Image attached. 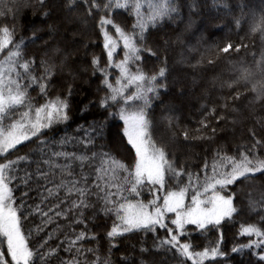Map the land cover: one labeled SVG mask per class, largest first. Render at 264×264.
<instances>
[{
	"label": "trees",
	"instance_id": "trees-1",
	"mask_svg": "<svg viewBox=\"0 0 264 264\" xmlns=\"http://www.w3.org/2000/svg\"><path fill=\"white\" fill-rule=\"evenodd\" d=\"M43 2L46 7L41 6L40 0H0V34L4 27L13 32V43L0 53V64L5 63L8 51L12 49L19 53L16 58L18 64L33 62L29 70L41 62L47 65L52 75L45 83L51 86L43 94L38 86L33 85L28 89L33 105L40 106L57 96L67 98L72 118L67 124L57 125L59 131H50L48 135L59 139L65 128L71 135H80L75 125L81 120L90 119V116L82 117L79 114L81 105L89 98L99 101L108 94L102 79L99 85L101 90L96 91L95 83L101 73L92 63L94 59H99L101 68L108 67L107 50L103 48L99 27L100 18L105 12L97 11L95 7L89 12L88 7L89 4L106 5L110 0H88L87 4L83 0ZM153 2L159 3L160 0ZM142 3V12H146L147 4L144 0ZM181 6L182 12L177 20L149 30L152 35L147 47L151 52L143 51V59L133 65L132 70L135 72L139 67L149 76L158 74L161 68L166 70L167 91L161 90L160 98L152 105V140L167 150L170 159L178 167L202 176L205 160L209 164L213 163L218 151L222 156L235 155L244 152L256 141L264 143V99L258 97L250 86L246 87L244 79H241L246 73L249 80H256L264 86V70L261 69L264 66V35L259 30V19L264 15V0H183ZM45 14L51 17L50 23L54 24L55 31L40 25V18ZM107 15L126 32H131L133 12L113 8ZM108 30L114 38H118L111 26ZM229 43L233 47L224 52L223 48ZM123 52L121 42L114 62L123 59ZM16 70L24 72L22 67ZM109 72V80L115 83L118 70L109 68ZM44 74V67L33 72V75L40 77ZM57 79L64 87L52 85ZM69 86L73 91L77 88L82 91L79 95L69 96ZM201 120H205L207 127L200 123ZM213 127L217 129L215 134L211 132ZM185 132L188 133L187 138ZM121 141L117 146L105 141L104 151L127 165L134 156V149L127 145L122 134ZM34 142L35 138L21 145L10 157H33ZM94 147L84 149L82 145H77L75 149L69 146L67 150L83 149L87 157ZM257 152L264 153V149L258 148ZM3 162V158H0V163ZM92 165L89 166V161L85 160V173L89 174L90 180L93 176L101 177L100 182L103 183L105 173L101 168H107L108 162L97 157ZM26 166L29 172H35L34 164L28 166L27 162L20 161V175H23ZM51 179L57 183L63 179L67 183L72 178L66 174L62 176L57 170ZM180 179L187 183L186 176ZM176 183L172 181L166 187L173 188ZM45 184L43 178H33L29 185L17 188L15 195L20 197L22 191L30 186L31 199L27 202L38 204L37 191L43 192L42 186ZM47 187H53V184H47ZM225 194H234L233 204L237 211L231 220L224 221L220 231L205 232L191 241L193 249L202 251L204 247H210L222 233L221 248L228 256L206 261L205 264H249V260L254 259L249 253L234 255L230 250L233 246L249 241V237L241 235L242 226L256 224L264 227V221L259 216V205L264 198V173H256L250 180L241 178L235 185L229 186ZM58 195L64 198L61 208L76 199L75 191L68 195L61 189ZM90 199L95 203V208L84 209L83 224L73 222L81 219L75 215L79 209H73L67 218L54 217L53 223L44 226L43 231H37L39 218H35L34 223V216L24 221L31 225L33 233L30 247L35 240L42 241L49 234L52 236L40 249L44 256L39 264H59L60 259H75L77 264H93L97 257L101 264L105 260H110L111 264H177L179 257L175 250L155 247L151 234L129 232L110 241L107 233L117 223L116 217L104 215L101 211L103 202L97 201L96 196ZM56 202L57 197L50 196L45 204ZM80 231H86L88 235L84 240L76 241L72 252L64 251L68 241L75 240ZM90 248L95 252H89ZM77 249H80L79 253ZM185 264L192 262L186 260Z\"/></svg>",
	"mask_w": 264,
	"mask_h": 264
},
{
	"label": "snow or ice",
	"instance_id": "snow-or-ice-1",
	"mask_svg": "<svg viewBox=\"0 0 264 264\" xmlns=\"http://www.w3.org/2000/svg\"><path fill=\"white\" fill-rule=\"evenodd\" d=\"M40 3L42 7H46L43 0ZM83 3L87 4L88 0H83ZM144 3L147 4L146 12H142V0H124L123 3L121 0H110L106 5L89 4V12L92 7L105 12L100 18L99 27L103 36V48L107 50L108 67L101 68L99 59H94L92 63L101 73L95 83L96 91L101 90L99 85L102 79L108 94L99 101L89 98L81 105L79 114L82 117L90 116V119L81 120L75 125V130L80 135L69 134L67 128L62 131L59 139L48 135L50 131H59L56 126L67 124L72 118L67 98L57 96L40 106L33 105L28 89L35 85L43 94L51 86L45 83L52 75L47 65L41 62L29 70L33 62L18 64L16 58L19 53L12 49H9L5 63L0 64V158L5 161L0 163V264H39L44 256L40 249L44 248L52 236L49 234L42 241L35 240L30 247L33 233L31 225L24 221L29 216H34L33 223L35 218H39L37 231H43L44 226L53 223L54 217L67 218L69 212L79 209L75 215L81 219L73 222L83 224L84 209L95 208V203L90 199L92 196L103 202L101 211L105 216L116 217L117 223L107 233L110 241L129 232L151 234L155 247L175 250L179 257L177 264H185L186 260L192 264H205L206 261L228 256L221 248L222 233L214 244L204 247L202 251L194 250L191 241L197 236H203L205 232L220 231L224 221L232 219L237 211L233 204L234 194L225 193L229 186L235 185L241 178L250 180L256 173H264V153L257 152L258 148L264 149V143L256 141L250 148L235 155L222 156L218 151L213 163L209 164L205 160L201 176L178 167L170 159L167 150L152 140L151 110L153 102L160 98L161 90L167 91L166 70L161 68L158 74L149 76L139 67L133 72L132 66L143 59V51L151 52L147 47V41L152 35L149 30L177 20L182 12L183 0H160L159 3L144 0ZM113 8L128 9L134 13L131 32H126L107 15ZM50 21L51 17L45 14L39 23L55 31V26ZM109 26L114 29L118 38L110 34ZM255 30L256 28L253 29ZM259 30L264 35V15L259 19ZM121 42L123 59L114 62ZM12 43L13 32L4 27L0 34V53ZM232 47L229 43L223 51L228 52ZM19 67L24 69L23 73L16 70ZM41 67L45 68V74L42 77L33 75ZM109 68L118 70L115 83L109 80ZM261 69L264 70V66ZM241 79H244L246 87L250 86L258 97L264 99V86L256 80H249L246 73ZM52 85L64 87L59 79L53 81ZM67 90L69 96L79 95L82 91L81 88L73 91L70 86ZM200 123L207 127L205 120ZM211 132L215 134L217 129L213 127ZM121 134L126 138L127 145L134 149V156L127 165L104 151L105 141L113 146L122 143ZM184 136L187 138L188 133L185 132ZM33 138V157L14 154L16 159H12L8 155L18 145ZM77 145H82L84 149L88 146L95 147L87 157L83 149L67 150L69 146L75 149ZM97 157L108 162L107 168H101L105 173L103 183L100 182L101 177L97 176L90 180L89 174L84 171L85 160L89 161V166H93L92 162ZM20 161L27 162L28 166L34 164L35 172H29L26 166L23 175H20ZM57 170L62 176L66 174L72 179L67 183L63 179L59 183L53 181L51 177ZM185 176L187 183L180 179ZM33 178H43L46 181L42 186L43 192L37 191L40 200L38 204L27 202L31 199L30 186L22 191L20 197L15 195L17 188L29 185ZM172 181H176V185L167 188L166 185ZM47 184H53V187H47ZM61 189L68 195L73 191L76 194L75 201L65 208H61L64 198L58 195ZM50 196H56L58 202L45 204ZM259 216L264 221V198L259 205ZM87 235L86 231H80L75 240L68 241L64 251L72 252L76 241L84 240ZM241 235L249 237V241L233 246L231 253L242 255L247 252L254 257L249 260V264H264V227L256 224L242 226ZM88 251L95 252L91 248ZM59 264H77V261L60 259ZM93 264H101L98 257ZM103 264H111V261L105 260Z\"/></svg>",
	"mask_w": 264,
	"mask_h": 264
},
{
	"label": "rangeland",
	"instance_id": "rangeland-1",
	"mask_svg": "<svg viewBox=\"0 0 264 264\" xmlns=\"http://www.w3.org/2000/svg\"><path fill=\"white\" fill-rule=\"evenodd\" d=\"M256 1H257V0H256ZM5 68H7V67H5ZM27 142H28V141H27ZM27 142H25V143H27ZM25 143H23V144H25ZM23 144H21V145H23ZM21 145H18L17 148L20 147ZM14 150H15V149H14ZM14 150H11V151L8 153V155L10 156L11 153H12Z\"/></svg>",
	"mask_w": 264,
	"mask_h": 264
}]
</instances>
